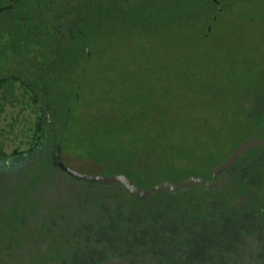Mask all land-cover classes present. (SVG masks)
I'll use <instances>...</instances> for the list:
<instances>
[{
  "label": "rangeland",
  "instance_id": "1",
  "mask_svg": "<svg viewBox=\"0 0 264 264\" xmlns=\"http://www.w3.org/2000/svg\"><path fill=\"white\" fill-rule=\"evenodd\" d=\"M232 1L207 37L204 15L196 28L118 26L90 42L92 57H79L56 91L68 108L62 160L105 175L127 166L144 187L211 168L243 139L264 137V0ZM37 114L22 87L0 89V149L30 147ZM89 150L106 163L81 157ZM263 154L254 152L260 164Z\"/></svg>",
  "mask_w": 264,
  "mask_h": 264
},
{
  "label": "flooded vegetation",
  "instance_id": "2",
  "mask_svg": "<svg viewBox=\"0 0 264 264\" xmlns=\"http://www.w3.org/2000/svg\"><path fill=\"white\" fill-rule=\"evenodd\" d=\"M9 4L12 6L4 10L18 7V54L22 43L51 42L55 51H51L46 64L55 72L57 64L69 71L71 66L75 68L79 57H92L90 42L102 39L104 25L119 26L125 31L136 27L146 31L152 23H158L153 21L154 15L161 17L175 10L181 16V10L189 8L206 12L207 23L203 24L207 37L219 14L235 3L232 0H0L2 6ZM177 21L176 18L171 23ZM24 65V68L30 66L28 62ZM12 66L15 79H9L0 89L15 90L18 85L24 89L22 80L18 79L22 65L17 62ZM45 145L22 156L15 153L18 149L11 152L0 149V264H264V164L253 162L255 156L247 155L259 147L243 153L218 175L213 173L215 165L211 175L205 172L215 179L212 188L190 187L175 192L202 190L186 193L185 200H177L184 210L173 217L174 222L169 221L175 227H167L166 220L152 226L148 217V224L136 219L135 207L129 204L124 207L126 212L120 218V225L115 223L117 217L113 213L118 209L120 188L144 203L161 193L142 200L132 196L120 183L78 179L58 165V157L62 160L61 148L51 142ZM48 159L56 167L54 176L43 172L41 177L31 178L33 172L45 168L44 161ZM242 175L243 184L236 181ZM219 185L228 193L229 202H220L204 192ZM98 188L101 195L93 196ZM194 198L198 200L192 201ZM102 219L104 223L110 221V226H102Z\"/></svg>",
  "mask_w": 264,
  "mask_h": 264
},
{
  "label": "trees",
  "instance_id": "3",
  "mask_svg": "<svg viewBox=\"0 0 264 264\" xmlns=\"http://www.w3.org/2000/svg\"><path fill=\"white\" fill-rule=\"evenodd\" d=\"M206 15L204 11H197L196 9L184 8L181 10V16L175 10H170L165 13V16L159 17L158 15L153 16V21H157L158 23H152V29L155 28H164V27H173L174 25H181L183 30L189 28H196L200 23V19ZM177 18V23L174 24L171 21H174ZM160 21H164L159 25ZM194 21V23H192ZM114 25H104L102 37L108 31L114 30ZM136 32H145L143 30L135 28ZM206 32V27L204 30V34ZM203 34V35H204ZM205 36V35H204ZM78 50L75 49V51ZM51 51H55L52 49L51 42H28L22 43L21 51L18 54V7H14L12 9L4 10L0 13V86L8 81L9 79H15V72L13 68V64L20 62L22 65L21 75H18V79L22 80V84L24 86V90L29 94L31 101L37 106L38 114L36 120V129L34 134L33 144L27 149H18L15 153H18V156L26 155L27 153H32L37 150V148L46 146V142H51L54 144L53 146H59L61 129L66 127L69 120L66 117H62L60 114L63 109L65 113H67L68 108H63L59 105V93L56 92L57 89L61 86L60 79L69 76V73L73 70V66L69 71L63 69L60 64L55 66V72L51 71L50 67L47 66L46 62L49 61V55ZM30 53L32 55L27 56ZM73 61V60H72ZM77 61V59H76ZM8 62V63H7ZM29 63L30 66L28 68H24L25 65ZM33 63L36 65L32 66ZM76 97L77 94H76ZM61 148V147H60ZM258 149H264V147H259L257 149H253L247 153L248 156L254 157L253 162L258 163L260 160L257 155H254V152ZM62 151V149H61ZM90 151V150H89ZM99 155H96L93 152H88L87 154L81 155L83 158L97 160L102 163H106L107 159H99ZM142 155L135 154L133 155L132 162H134V166H141L140 160L142 159ZM108 158V157H107ZM261 161L264 162V154L261 155ZM221 161V160H220ZM219 161V162H220ZM218 163V162H217ZM261 163V162H260ZM46 164L45 168L38 172H33L31 178H39L43 174V172H48L49 177H53L54 173L57 172L56 167L50 162V159L44 161ZM216 165V164H215ZM213 167V166H212ZM212 167L196 172L194 174H200L206 172L208 175L212 174ZM248 170V169H247ZM246 170V172H248ZM116 172H123L127 176L131 177V169L127 166H121L118 168ZM146 171L139 170L138 175L141 177L145 176ZM243 175L239 178H234V181L241 182L243 184ZM135 181V180H134ZM136 182V181H135ZM137 183V182H136ZM151 185H146L144 187H150ZM117 185H114L116 187ZM120 188V186H119ZM224 188L217 186L213 190H203L206 194H210L211 196L217 198L220 202L227 203L229 202L228 193L222 190ZM192 190V191H191ZM188 191H183L180 193L169 194L167 192H163L158 196H155L148 203H144L140 200H136L131 198L127 192L120 188L119 197H118V209L114 211L115 223H121V217L125 214L127 204L133 205L135 207V217L136 219L143 220L146 224H148L146 217L150 218L149 223L152 226H158V221L166 220L167 227H175V224L169 223V221H173V217L178 214L181 210L180 205L177 204L178 196H183L186 193L191 194L195 190L201 189H191ZM202 191V190H201ZM159 200V201H158ZM223 209V207H222ZM188 210L194 211L189 208ZM197 211L194 212V217L196 216ZM192 216V215H191ZM205 216V215H204ZM192 216V218H194ZM104 218V216H103ZM105 219V218H104ZM104 219H102V226H110L109 223H104ZM120 225V224H119ZM105 232V231H104ZM123 249H120L122 251ZM208 262H157L153 264H205ZM73 264H109V262H75Z\"/></svg>",
  "mask_w": 264,
  "mask_h": 264
},
{
  "label": "water",
  "instance_id": "4",
  "mask_svg": "<svg viewBox=\"0 0 264 264\" xmlns=\"http://www.w3.org/2000/svg\"><path fill=\"white\" fill-rule=\"evenodd\" d=\"M11 6V4L4 6L0 5V12ZM260 146H264V137L252 135L243 139L234 146L231 153L224 160L220 161L214 166L213 173L218 175L226 171L243 153ZM58 165L78 179H84L89 182L102 184L120 183L132 196L142 200H148L152 196L160 194L164 191L175 193L190 187L212 188L215 183L214 178H209L207 174L203 172L200 174L191 173L177 180L163 179L150 187H141L123 172H116L109 175L81 172L63 162L60 157H58Z\"/></svg>",
  "mask_w": 264,
  "mask_h": 264
}]
</instances>
